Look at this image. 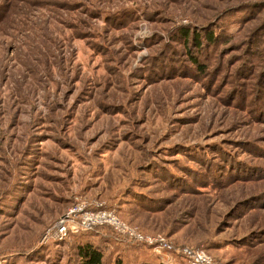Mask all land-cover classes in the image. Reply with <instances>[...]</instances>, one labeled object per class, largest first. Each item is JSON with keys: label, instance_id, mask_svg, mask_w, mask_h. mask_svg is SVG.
Returning <instances> with one entry per match:
<instances>
[{"label": "rangeland", "instance_id": "rangeland-1", "mask_svg": "<svg viewBox=\"0 0 264 264\" xmlns=\"http://www.w3.org/2000/svg\"><path fill=\"white\" fill-rule=\"evenodd\" d=\"M263 111L264 0H0V264H159L44 240L82 204L264 264Z\"/></svg>", "mask_w": 264, "mask_h": 264}, {"label": "built area", "instance_id": "built-area-1", "mask_svg": "<svg viewBox=\"0 0 264 264\" xmlns=\"http://www.w3.org/2000/svg\"><path fill=\"white\" fill-rule=\"evenodd\" d=\"M109 230L115 239L123 244L145 246L153 254L163 259L181 258L185 264H223L214 259L206 250L176 244L163 236L148 235L125 222L115 209L90 205H78L60 217L47 231L44 240L67 242L71 238L95 232Z\"/></svg>", "mask_w": 264, "mask_h": 264}, {"label": "trees", "instance_id": "trees-1", "mask_svg": "<svg viewBox=\"0 0 264 264\" xmlns=\"http://www.w3.org/2000/svg\"><path fill=\"white\" fill-rule=\"evenodd\" d=\"M183 35L185 36L184 39L187 41L190 33L187 31ZM207 38H208V42H209L208 44L211 45V43L214 42L213 35L211 34ZM194 40L197 43V41H198L197 36H194ZM197 46L199 48H202L201 44L200 45L197 44ZM193 62L195 63V65L197 67L200 68V70H202V71L205 70L202 68V66L200 65V63L196 59H194ZM100 231H102V230H97L96 232H100ZM77 252H78L77 255L81 261V264H105L104 263V259H105L104 258V251H103V249H101L97 245H94L91 243L79 245L77 248ZM114 264H124V263L121 260H116V262Z\"/></svg>", "mask_w": 264, "mask_h": 264}, {"label": "crops", "instance_id": "crops-1", "mask_svg": "<svg viewBox=\"0 0 264 264\" xmlns=\"http://www.w3.org/2000/svg\"><path fill=\"white\" fill-rule=\"evenodd\" d=\"M160 260H157L159 264H185L184 261L182 262L181 260H179V257L177 258H171V259H163V258H159Z\"/></svg>", "mask_w": 264, "mask_h": 264}]
</instances>
